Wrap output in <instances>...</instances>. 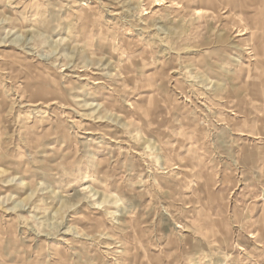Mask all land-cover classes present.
Segmentation results:
<instances>
[{"label": "clouds", "instance_id": "obj_1", "mask_svg": "<svg viewBox=\"0 0 264 264\" xmlns=\"http://www.w3.org/2000/svg\"><path fill=\"white\" fill-rule=\"evenodd\" d=\"M0 264H264V0H0Z\"/></svg>", "mask_w": 264, "mask_h": 264}]
</instances>
